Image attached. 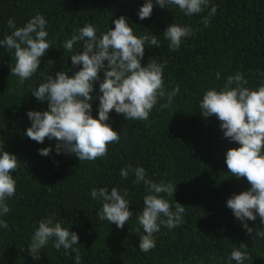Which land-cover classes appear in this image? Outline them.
I'll return each mask as SVG.
<instances>
[{"label": "trees", "instance_id": "trees-1", "mask_svg": "<svg viewBox=\"0 0 264 264\" xmlns=\"http://www.w3.org/2000/svg\"><path fill=\"white\" fill-rule=\"evenodd\" d=\"M145 0H0V39L11 34L7 26L14 19L24 26L37 13L47 21L51 48L41 58L40 68L23 84L11 75L14 58L0 48V148L21 161L12 175L17 181L16 194L7 201L11 211L2 217L8 228H0V264H75V253L65 254L52 245L42 249L40 260L28 252L31 237L39 221L55 215L56 222L79 236L81 264H237L231 259L234 246L247 245L244 264H264V224L259 217L248 221V235L227 200L233 194L250 189L246 178L232 177L226 165V153L240 145L224 138L220 121L204 118L199 102L204 93L221 89L229 76L240 73L246 87L264 83V0H209L204 12L186 16L177 6L154 7L150 18L140 20L138 10ZM217 12L209 26L202 23L211 7ZM124 16L137 36L155 35L159 48L146 44L142 65L154 59L164 64L166 91L179 86L170 107L161 110L160 100L149 121L127 120L113 110L107 121L119 133V143L108 145V153L95 161H80L75 155L57 154L55 140L43 144L26 137L31 126L29 111L47 110L32 91L47 75L58 71L70 75L78 71L70 56L83 51L77 43L73 51L63 44L86 24H93L97 35L114 28L112 20ZM190 25L194 35L185 38L177 51L169 50L163 37L172 23ZM107 65V61L105 62ZM82 67V65L80 66ZM216 73L220 74L217 80ZM103 80V71L100 73ZM99 82L94 97H98ZM99 99L92 101V115L98 119ZM52 147L50 156L39 149ZM131 164L143 167L148 178L177 185L171 197L174 205L186 207L183 222L169 230L161 226L155 234L156 247L145 253L139 249L142 227L138 216L143 211L146 189L127 179L120 171ZM115 187L127 191L133 215L121 230L99 219L103 202L93 199V188Z\"/></svg>", "mask_w": 264, "mask_h": 264}, {"label": "clouds", "instance_id": "clouds-1", "mask_svg": "<svg viewBox=\"0 0 264 264\" xmlns=\"http://www.w3.org/2000/svg\"><path fill=\"white\" fill-rule=\"evenodd\" d=\"M157 5L161 9L177 6L184 15L192 16L204 12L209 7V0H145L138 10L139 19L150 18ZM216 12L217 7L212 6L202 23L209 26ZM112 24L114 28L100 36L93 24H86L65 41L63 48L69 52L77 43L83 45V51L79 49L70 56L72 65L79 70L71 75L65 71H58L55 76L47 75L32 91L37 101L47 102L48 107L45 111L27 113L31 121L27 138L41 144L46 138L55 140L57 154L75 155L81 162H91L106 156L109 144L119 143V133L107 123L113 110L128 121H149L150 113L160 100H166L160 104L161 110L172 105L180 89L177 86L166 91L165 65L154 59L147 66L142 65L146 44L159 48V40L155 35H135L124 16L112 20ZM7 26L12 31L0 39V48H5L14 58L11 75L17 76L23 84L37 72L41 58L51 48L47 21L37 13L22 27H17L14 19H9ZM192 35L194 30L190 25L175 22L163 33L169 41L170 51L179 50L183 40ZM102 71L103 80L100 77ZM216 78L220 79L219 73ZM97 82L100 95L94 97ZM247 83L240 73L229 76L221 89L213 87L204 93L199 108L204 118L215 116L220 121L224 138L240 145L227 151L225 162L232 177L246 178L251 187L233 194L227 200V207L242 222L247 234L252 235L254 229L249 227L248 221L254 222L259 217L264 224V83L256 89L246 87ZM95 98L99 99L98 119L92 115ZM38 151L41 156H50L53 149L48 147ZM20 162L16 155L0 148V228H8L2 217L11 211L7 201L15 196L17 187L12 173L19 169ZM130 173L136 177L134 183L142 182L148 193L138 216L143 230L139 236V249L147 253L156 247L155 234L161 231V226L171 230L182 224L186 207L175 202L173 209L162 195L171 197L177 185L166 181L157 183L147 177L143 167L134 168L131 164L121 169L120 176L127 179ZM127 195V191L122 194L115 187L110 191L105 187L93 188L92 198L103 202L99 219L122 230L133 215ZM53 239L55 249L63 248L68 255L75 253V264H81L80 249L74 247L79 244L78 234L56 222L55 215L41 219L31 237L28 252L34 260H40L42 249ZM247 248L243 243L234 246L231 259L244 264L248 259Z\"/></svg>", "mask_w": 264, "mask_h": 264}]
</instances>
